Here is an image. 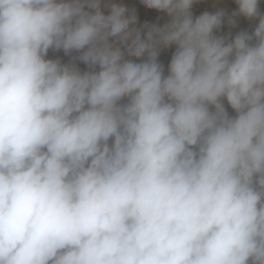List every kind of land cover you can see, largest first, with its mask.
<instances>
[{
	"label": "clouds",
	"instance_id": "1",
	"mask_svg": "<svg viewBox=\"0 0 264 264\" xmlns=\"http://www.w3.org/2000/svg\"><path fill=\"white\" fill-rule=\"evenodd\" d=\"M194 2L143 0L172 19L142 39L116 4L0 0V264H264V15L236 0L229 42Z\"/></svg>",
	"mask_w": 264,
	"mask_h": 264
},
{
	"label": "rangeland",
	"instance_id": "2",
	"mask_svg": "<svg viewBox=\"0 0 264 264\" xmlns=\"http://www.w3.org/2000/svg\"><path fill=\"white\" fill-rule=\"evenodd\" d=\"M113 4L123 6L127 9L126 16L135 15L136 22L130 25V28L141 29V38L144 39L146 37L148 28L153 26L163 28L166 24L170 23L171 17L163 11H158L156 9L148 8L144 5L143 0H100V11H102L105 15H109L111 12V6ZM238 4L236 0H195L190 11L192 13L193 19L200 16L201 14L208 12L211 14H215L217 11L223 10L225 16L222 18V24L220 28L214 29L213 34L217 37H223L226 41H231L241 31H246L249 34L254 32L250 29L254 28L256 25V20L254 17L249 18L243 15H237L234 17L236 23L235 25H230L228 23V18L232 17L234 12H238ZM86 11L94 12V9H88L85 6ZM147 26V27H145ZM241 27V28H240ZM109 42L113 43L115 46L121 48V51L124 52V59L132 60L133 62L139 63L143 60L147 59V54L145 56L136 58L129 56L127 54L125 46L119 42L118 38L110 37ZM130 43V40H129ZM176 51V45L163 46L160 45L158 47V58L157 62L163 67V75L167 76L169 74V65L171 62L172 55ZM82 54L81 52H77L73 50L72 52L65 54L63 49L54 50L49 49L45 59H50L54 61H59L61 65H69L77 68L82 73L85 71H89V66L84 62L80 61L78 57ZM95 71H99V67L96 66ZM128 102V98L125 97L119 103L126 104ZM212 110V109H210ZM112 141H109L111 144Z\"/></svg>",
	"mask_w": 264,
	"mask_h": 264
},
{
	"label": "built area",
	"instance_id": "3",
	"mask_svg": "<svg viewBox=\"0 0 264 264\" xmlns=\"http://www.w3.org/2000/svg\"><path fill=\"white\" fill-rule=\"evenodd\" d=\"M258 11L261 15H264V0H258ZM255 18V17H254ZM259 23V17H256V25L254 26V28H251L250 31L253 29H255V27L258 25ZM221 102L224 104L229 116L231 117H235L236 113L235 111L231 108L230 105H228L227 100L225 98L221 99ZM249 264H251V261H249Z\"/></svg>",
	"mask_w": 264,
	"mask_h": 264
},
{
	"label": "bare ground",
	"instance_id": "4",
	"mask_svg": "<svg viewBox=\"0 0 264 264\" xmlns=\"http://www.w3.org/2000/svg\"><path fill=\"white\" fill-rule=\"evenodd\" d=\"M255 20H256V17H255ZM241 28V27H240ZM222 99V98H221Z\"/></svg>",
	"mask_w": 264,
	"mask_h": 264
}]
</instances>
